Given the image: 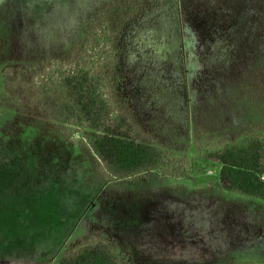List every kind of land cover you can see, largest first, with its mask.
Wrapping results in <instances>:
<instances>
[{
    "label": "rangeland",
    "instance_id": "374dc122",
    "mask_svg": "<svg viewBox=\"0 0 264 264\" xmlns=\"http://www.w3.org/2000/svg\"><path fill=\"white\" fill-rule=\"evenodd\" d=\"M118 1L133 13L93 64ZM188 49L182 0H0V264H60L98 242L119 264H264V200L223 189L207 158L264 138V86ZM76 63L105 74L114 109L161 150L155 167L119 178L82 128L47 117L38 98H59L56 70Z\"/></svg>",
    "mask_w": 264,
    "mask_h": 264
},
{
    "label": "trees",
    "instance_id": "16d2710c",
    "mask_svg": "<svg viewBox=\"0 0 264 264\" xmlns=\"http://www.w3.org/2000/svg\"><path fill=\"white\" fill-rule=\"evenodd\" d=\"M182 3L189 56L237 63L244 84L253 88L264 86V0H182ZM132 13V6L124 1L116 2L106 12L104 36L97 32L94 36L95 44L101 42L104 47L93 58V64L113 59L117 48L114 37L121 34ZM56 79L63 94L53 98L50 88H46L44 103L38 98V105L43 106L61 133L66 125L82 128L92 152L119 178L159 163L161 150L147 141L125 114L114 109L105 74L76 63L58 68ZM207 158L221 165L218 183L223 189L264 200V138L254 137L242 145H224L210 150ZM60 264L119 262L110 244L98 242L84 245Z\"/></svg>",
    "mask_w": 264,
    "mask_h": 264
},
{
    "label": "crops",
    "instance_id": "0c3cea01",
    "mask_svg": "<svg viewBox=\"0 0 264 264\" xmlns=\"http://www.w3.org/2000/svg\"><path fill=\"white\" fill-rule=\"evenodd\" d=\"M83 154L86 155L85 153H83ZM27 229H29V227ZM26 237L27 238H31V240H28L27 241V244L26 245H30L32 247H38L37 248V251L38 252L48 251V250H43V246H46V245L49 246L50 241H47V240L46 241L45 240H37V236H34L33 234H28V235H26ZM63 243H65V242H63ZM63 243H61L60 245H58V248H57L58 250L57 251L60 250V248L63 246Z\"/></svg>",
    "mask_w": 264,
    "mask_h": 264
}]
</instances>
